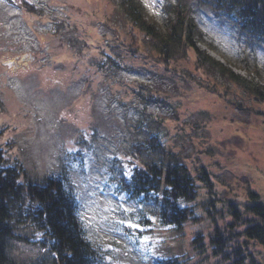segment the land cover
I'll return each instance as SVG.
<instances>
[{"label":"rangeland","instance_id":"1","mask_svg":"<svg viewBox=\"0 0 264 264\" xmlns=\"http://www.w3.org/2000/svg\"><path fill=\"white\" fill-rule=\"evenodd\" d=\"M119 2H0V149L16 154L39 180L55 171L65 174L77 191L89 236L103 253L101 264H151L189 251L186 241L197 229L220 226L231 215L224 203L215 205L224 217L198 209L205 218L187 223L169 242L174 232H159L143 219L152 214L151 205L121 203L102 191L103 176L122 175L121 162L111 157L125 158L134 142L162 132L166 150L189 157L206 150L202 161L217 182L229 183L246 197L245 175L264 199V117L252 112L263 105L211 64L198 75L186 49L178 50L175 65L167 69L156 59V40L132 28L118 11ZM141 3L163 34L165 0ZM194 16L203 34L194 37L199 50L264 89V47L250 45L224 18L202 10ZM210 80L226 89L235 104L200 88ZM221 190L227 198L229 193ZM129 221L140 227L129 228ZM7 254L21 264L48 261L45 250L18 240L9 241Z\"/></svg>","mask_w":264,"mask_h":264},{"label":"trees","instance_id":"2","mask_svg":"<svg viewBox=\"0 0 264 264\" xmlns=\"http://www.w3.org/2000/svg\"><path fill=\"white\" fill-rule=\"evenodd\" d=\"M198 10L226 19L250 45L264 47V0H165L163 34L156 30L159 25L147 16L140 1L120 0L118 3L120 15L132 28L156 40L153 43L156 59L163 66L169 69L175 65L174 55L179 49H186L193 54L192 62L198 75L207 73L204 68L211 64L221 77L240 86L255 102L263 105V109L252 112L264 117V89L234 75L194 44V37L203 35L196 30L194 12ZM199 86L235 104L230 93L211 80ZM134 92L140 93L136 89ZM140 127L137 128L140 130ZM164 135L151 132L150 137L133 143L125 154L126 161L114 158L115 164L121 162L132 176L116 178L107 173L102 191L121 203L151 205L149 216L154 220L146 215L143 219L159 232L163 228L174 232L176 236L169 242L180 237L187 223L205 218L202 213H196L198 209L207 215L224 217L223 209L215 207L224 203L231 218L223 220L220 226L197 229L186 241L189 251L185 249L186 252L169 258L154 259L151 264H211L210 259H216L213 264H264V199L249 186L248 177H242L246 197H241L237 188L225 181L217 182L218 176L213 178L209 163L202 161L208 151L197 150L194 157H189L176 150H166L169 147L160 141ZM202 147H205L204 142ZM5 153L8 152L4 148L0 149V264H21L8 257L10 240L27 242L45 250L48 261L40 264H101L103 253L80 219L77 191L60 171L64 165L57 169L60 172H52L39 180L28 173L16 154ZM81 163L82 160L75 165ZM252 163L248 162L254 166ZM222 187L229 193L227 198L221 196ZM203 196L205 199L198 201ZM123 227L128 231L127 226Z\"/></svg>","mask_w":264,"mask_h":264},{"label":"snow or ice","instance_id":"3","mask_svg":"<svg viewBox=\"0 0 264 264\" xmlns=\"http://www.w3.org/2000/svg\"><path fill=\"white\" fill-rule=\"evenodd\" d=\"M0 2H2V0H0ZM28 2H29V3H32V0H28ZM69 150L71 151V149H69ZM118 159H121V160H122V159H125V158H124V157H120V158H118ZM128 159H130V158H128ZM137 166L139 167V165H137ZM121 174L124 175V176H126V177H128V178H131V176H132V173H131L130 170H129L128 168H126V167L123 168V171L121 172ZM124 211H125V212H128V211H134V209L125 208ZM141 215H144V213L142 212ZM80 219H81L82 221L84 220V216H83L82 214L80 215ZM148 219H149V220H154V217L149 216ZM122 223H123V221H122ZM128 227H129V228H133V229H135V228H139V227H140V224H139V223H132L131 221H129V222H128ZM143 239H144V240H147L148 237L145 236ZM53 255H55V254L53 253ZM106 258H109V259H110V257H106Z\"/></svg>","mask_w":264,"mask_h":264}]
</instances>
